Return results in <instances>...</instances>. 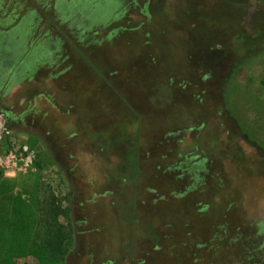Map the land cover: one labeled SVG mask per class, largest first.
<instances>
[{
	"label": "rangeland",
	"instance_id": "374dc122",
	"mask_svg": "<svg viewBox=\"0 0 264 264\" xmlns=\"http://www.w3.org/2000/svg\"><path fill=\"white\" fill-rule=\"evenodd\" d=\"M95 1L0 0V115L37 155L3 176L68 211L62 264H264L260 2Z\"/></svg>",
	"mask_w": 264,
	"mask_h": 264
},
{
	"label": "trees",
	"instance_id": "16d2710c",
	"mask_svg": "<svg viewBox=\"0 0 264 264\" xmlns=\"http://www.w3.org/2000/svg\"><path fill=\"white\" fill-rule=\"evenodd\" d=\"M258 1L253 21L256 31L260 25L264 29V0ZM95 2L104 3L103 12L116 6L113 0ZM87 11L95 9L87 3ZM36 165L41 168L39 163ZM14 181L0 171V264H17L16 259L27 256L36 257L40 264L64 263L71 237L69 228L59 218L68 211L54 195L41 202L34 197H23L27 190L16 191L18 182Z\"/></svg>",
	"mask_w": 264,
	"mask_h": 264
},
{
	"label": "built area",
	"instance_id": "2783aa9c",
	"mask_svg": "<svg viewBox=\"0 0 264 264\" xmlns=\"http://www.w3.org/2000/svg\"><path fill=\"white\" fill-rule=\"evenodd\" d=\"M36 158L35 150L26 142L18 141L0 115V171L6 176L27 172Z\"/></svg>",
	"mask_w": 264,
	"mask_h": 264
},
{
	"label": "flooded vegetation",
	"instance_id": "af4514ba",
	"mask_svg": "<svg viewBox=\"0 0 264 264\" xmlns=\"http://www.w3.org/2000/svg\"><path fill=\"white\" fill-rule=\"evenodd\" d=\"M104 5V3H102ZM89 12V11H87ZM4 111L3 110H0V113H3ZM6 116V118L9 120V115L7 113L4 114Z\"/></svg>",
	"mask_w": 264,
	"mask_h": 264
}]
</instances>
